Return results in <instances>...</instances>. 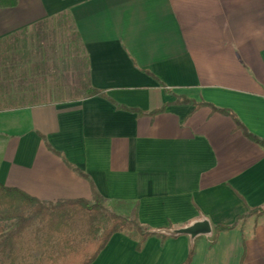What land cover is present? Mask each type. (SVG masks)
Returning <instances> with one entry per match:
<instances>
[{
  "label": "crops",
  "instance_id": "crops-1",
  "mask_svg": "<svg viewBox=\"0 0 264 264\" xmlns=\"http://www.w3.org/2000/svg\"><path fill=\"white\" fill-rule=\"evenodd\" d=\"M50 21L73 27L93 88L145 114L83 93L0 104V183L44 201L96 190L157 231L141 249L117 232L91 264H264V214L238 218L264 207V146L214 109L264 139V0H18L0 39L28 63ZM202 220L210 233H174Z\"/></svg>",
  "mask_w": 264,
  "mask_h": 264
},
{
  "label": "trees",
  "instance_id": "trees-1",
  "mask_svg": "<svg viewBox=\"0 0 264 264\" xmlns=\"http://www.w3.org/2000/svg\"><path fill=\"white\" fill-rule=\"evenodd\" d=\"M18 0H0V7H14ZM82 93L86 96H101L110 100L120 109L137 111L139 114L145 112L124 106L117 103L103 91L93 88L89 82V76L82 82ZM176 102L193 104L198 106L209 105L205 102L198 103L193 99L183 97ZM165 107L158 111L164 110ZM223 114L231 115L237 123V127L254 142L264 146V139L250 133L245 126L237 119L235 114L228 109L215 108ZM49 146V145H48ZM54 150L51 146H49ZM57 152V151H56ZM60 154L59 152H57ZM250 214H264V207L249 208L246 214L239 216L243 218ZM101 216H107L111 220L109 227L105 228L100 235L97 228H93L92 222ZM88 223L89 229L86 233L92 232L93 236L87 237L79 242L78 236L72 235L73 226ZM0 223L7 228L5 231L0 229V253L4 255L8 252V260H0V264H15L21 257L22 252L31 249L32 242L39 240L42 234L46 243L53 244L52 254L44 259H38L35 264H91L95 261L99 253L108 244L111 237L125 229H135L141 235V240L137 249H141L143 242L157 231L153 230L139 221L138 209L132 216H124L110 212L105 206V198L96 190L92 199L78 198L60 201H44L34 197L22 189L7 186L0 183ZM234 225H216V230H226ZM84 227V226H83ZM193 251L187 260L182 264H190Z\"/></svg>",
  "mask_w": 264,
  "mask_h": 264
},
{
  "label": "rangeland",
  "instance_id": "rangeland-1",
  "mask_svg": "<svg viewBox=\"0 0 264 264\" xmlns=\"http://www.w3.org/2000/svg\"><path fill=\"white\" fill-rule=\"evenodd\" d=\"M35 34L27 40L29 55H32L28 63H21V52L15 50L13 37L0 39L1 105L67 99L82 94V82L86 80L87 69L82 47L71 24L46 22L40 27V33L36 30ZM76 224L71 232L78 236L79 242L94 235L93 231L86 233L88 223L83 222L84 227L79 225L80 222ZM110 224L109 217L101 216L91 226L97 228L95 235H100ZM0 229L5 231L7 228L0 223ZM32 245L31 249L21 253L15 264H35L38 259L52 254L55 243L47 244L40 234L39 240L33 241ZM9 258L8 252L4 255L0 253V260Z\"/></svg>",
  "mask_w": 264,
  "mask_h": 264
},
{
  "label": "water",
  "instance_id": "water-1",
  "mask_svg": "<svg viewBox=\"0 0 264 264\" xmlns=\"http://www.w3.org/2000/svg\"><path fill=\"white\" fill-rule=\"evenodd\" d=\"M212 230L211 223L207 220L197 221L190 226L181 227L179 229L174 230L175 234H188L193 237L200 234L210 233Z\"/></svg>",
  "mask_w": 264,
  "mask_h": 264
}]
</instances>
